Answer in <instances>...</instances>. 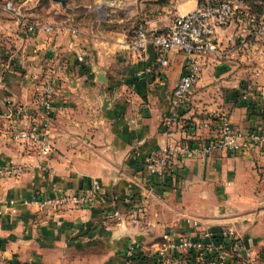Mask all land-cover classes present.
Returning a JSON list of instances; mask_svg holds the SVG:
<instances>
[{"label":"crops","instance_id":"1","mask_svg":"<svg viewBox=\"0 0 264 264\" xmlns=\"http://www.w3.org/2000/svg\"><path fill=\"white\" fill-rule=\"evenodd\" d=\"M106 1L101 9H80L72 0H15L30 21L50 30L22 35L15 20L5 25L13 49L0 51V165L32 169L0 178V264H143L162 234L198 236L186 217L211 231L231 228L250 247L240 255L247 264H264V148L176 160L165 180L147 179L145 171L146 156L205 140L221 118L240 130L264 128V36L249 35L242 14L215 29L211 41L220 53L196 58L185 117L166 127L170 93L187 58L171 50L160 66L151 48L145 59L127 50L124 35L136 21L158 32L198 1ZM238 35L247 37V48L238 46ZM56 61L62 69L49 122L52 149L40 158L31 144L10 139L5 113L32 104L44 63ZM144 66L150 70L136 75ZM12 118L24 122L22 114ZM93 181L98 196L89 208L45 216L21 204L85 191ZM130 210L140 224H113L114 212Z\"/></svg>","mask_w":264,"mask_h":264},{"label":"built area","instance_id":"2","mask_svg":"<svg viewBox=\"0 0 264 264\" xmlns=\"http://www.w3.org/2000/svg\"><path fill=\"white\" fill-rule=\"evenodd\" d=\"M237 2V3H236ZM199 0L193 9L176 15L173 20L158 32L149 33L142 21L134 22L124 35L127 50L143 59L148 55V48L154 53L158 65L167 64L168 52L176 50L184 54L187 63L171 90L168 109L164 116V125L168 127L185 117L188 95L196 83L199 74L197 57L206 53H220L211 41L217 28L227 26L233 16L242 14L248 25V34L254 38L264 36V13L256 15L239 0ZM1 8L16 21L22 35L38 31L49 32L46 24L32 22L21 12L15 0H4ZM72 31V30H71ZM236 42L240 48H247L245 35H238ZM76 55V60L81 61ZM62 63H44V79L37 90L31 105H19L5 113L8 121V132L11 140L31 144L40 158L48 156L52 149L49 136V122L53 113V98L57 89L59 72ZM144 66L137 71L148 72ZM22 114L23 124L19 125L12 115ZM21 121V120H20ZM204 126L206 125L203 124ZM264 148V128L240 130L234 127L227 118H221L216 130L203 141H184L163 147L160 151L145 157L146 177L165 180L171 175L176 160L187 157L205 156L212 152L237 153L251 148ZM32 169L31 164L12 162L0 165V178H14ZM98 183L93 181L88 190L78 192H61L53 196L23 199L21 204L33 206L45 216L68 208H89L98 196ZM9 212H14L12 201H9ZM118 227L140 224L142 218L134 210L126 214L114 212L110 216ZM185 222L198 230L196 237H173L162 234L159 242L149 254L153 264H231L232 251H239L242 242L229 227L211 231L196 218H184ZM131 248L127 249V255ZM240 256V254L238 255ZM247 264V261L244 260ZM124 264H129V260ZM237 264V263H236Z\"/></svg>","mask_w":264,"mask_h":264},{"label":"rangeland","instance_id":"3","mask_svg":"<svg viewBox=\"0 0 264 264\" xmlns=\"http://www.w3.org/2000/svg\"><path fill=\"white\" fill-rule=\"evenodd\" d=\"M72 1H74V4L75 5H77L78 6V8H80V9H83L84 7H87V6H89V7H94V6H97L99 9H101V8H103L106 4H107V1L106 0H72ZM238 1V0H237ZM235 2H236V0H235ZM237 3V2H236ZM10 20H11V18L7 15V14H5L4 12H2L1 10H0V51H1V49L2 50H4V49H13L11 46H12V44L10 43V41L8 42L7 40H6V38H9L8 37V35L7 34H5V31H6V27H5V25L7 24V23H9L10 22ZM17 30H18V28H17ZM11 46H10V45ZM10 46V47H9ZM241 240V239H240ZM241 242H242V246H241V249L239 250V251H237L236 253H237V255H242L246 250H248L250 247L247 245L246 246V244H245V242H244V244H243V241L241 240ZM264 247V246H263ZM257 248H261V247H257ZM234 257H236V255H234V254H232L231 255V260H232V262H233V258ZM236 258H241V259H243L242 258V256H238V257H236Z\"/></svg>","mask_w":264,"mask_h":264},{"label":"trees","instance_id":"4","mask_svg":"<svg viewBox=\"0 0 264 264\" xmlns=\"http://www.w3.org/2000/svg\"><path fill=\"white\" fill-rule=\"evenodd\" d=\"M239 1L242 4H244L249 9V11L255 13L256 15L261 14L263 6H264V0H239ZM229 252L231 253V255L234 254L236 255V257H238L235 251L229 250ZM236 257L233 258V261H236L237 264H246L244 259L236 258ZM142 261H143L142 262L143 264H153L151 262V258L149 255L143 256Z\"/></svg>","mask_w":264,"mask_h":264},{"label":"water","instance_id":"5","mask_svg":"<svg viewBox=\"0 0 264 264\" xmlns=\"http://www.w3.org/2000/svg\"><path fill=\"white\" fill-rule=\"evenodd\" d=\"M61 3H62V1H61ZM47 53H48V52H47ZM149 55H150V57H153V58H154V53H153L152 50L149 51Z\"/></svg>","mask_w":264,"mask_h":264}]
</instances>
